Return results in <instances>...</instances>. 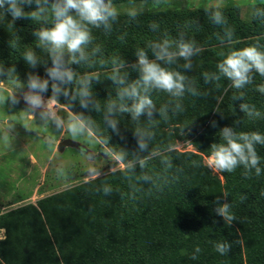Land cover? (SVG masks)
Instances as JSON below:
<instances>
[{"label":"trees","instance_id":"16d2710c","mask_svg":"<svg viewBox=\"0 0 264 264\" xmlns=\"http://www.w3.org/2000/svg\"><path fill=\"white\" fill-rule=\"evenodd\" d=\"M132 1L139 0H0V15ZM250 26L227 17L219 21L198 9L122 16L118 23L107 17L0 23V81H19L66 106L126 165L42 198L36 207L28 204L0 215V228L6 231V239L0 241V264H181L180 258L190 261L197 247L190 239L200 226L212 227L214 238L222 237L239 264L242 249L236 230L221 223L214 211L223 192L225 214L237 217L248 241L255 242L253 251L245 246L247 263L264 261L260 86L236 96L241 104L249 103L246 110L232 112L237 130L218 128L211 137L206 127L201 131L213 111V101L207 97L191 105L187 121L181 116L172 124L153 126L145 92L135 96L140 89L133 87L139 83L138 65L149 59L148 54L139 61L130 46L143 45L147 39L164 40L183 27L188 34L202 30L214 35L229 27L240 31ZM175 84L176 79L166 80L162 89H173ZM159 100L163 121L171 122L176 115L171 100ZM215 112L207 127H219L224 115L221 108ZM187 136L201 154L219 163L223 183L211 177L200 155L171 149ZM259 178L262 181L256 184ZM133 183L143 187L135 189ZM257 206L262 208L258 213ZM114 254H121L119 261L112 258ZM104 258L108 260L101 261Z\"/></svg>","mask_w":264,"mask_h":264},{"label":"rangeland","instance_id":"374dc122","mask_svg":"<svg viewBox=\"0 0 264 264\" xmlns=\"http://www.w3.org/2000/svg\"><path fill=\"white\" fill-rule=\"evenodd\" d=\"M263 7L264 0H139L16 11L0 15V23L23 21L35 24L93 17H107L118 23L122 16L138 18L154 12L171 13L198 9L219 21L227 17L250 24V29L245 27L237 31L229 27L223 33L214 35H204L202 30L196 34H188L183 27L181 30L176 29L172 37L163 38L164 40L147 39L143 45H130L139 56V61L144 54H148L149 59L138 65L141 72L138 76L139 83L133 87L140 89L135 96L145 92V100H149L148 110L154 116L151 120L153 126L160 122L164 125L172 124L181 116L182 121H187L186 116L192 111L191 105L197 102L199 104V99L207 97L213 101V111L201 131L206 127L207 136L211 137L218 128L236 126L232 112L244 111L249 107L248 102L242 101L241 104L236 96L245 93L249 88L259 86V93L264 95ZM171 79H176L174 88L162 89L163 82ZM129 91L131 94L133 89ZM32 94L44 96L43 93H34L30 87L19 81H0V215L28 204L36 207V202L42 198L126 167L103 147L66 106L52 100L54 104L48 109L33 107L30 103ZM162 97L171 100L172 111L178 116L175 118V115L171 122L163 121L165 111L163 105L161 106L163 101L159 100ZM218 108H221V115H224L219 127H207ZM141 110L147 114L144 106ZM7 120L31 133L15 132L6 124ZM142 123L145 127L144 121ZM38 134L57 143L71 140L85 150L74 146L58 150L57 145L45 141ZM187 137L189 139L184 137L176 141L171 149L178 153L200 155L211 177L223 183L219 163L213 156L201 154L191 143V137ZM261 178L256 184L262 181ZM133 186L138 190L143 187L136 183ZM225 202L223 192L222 197L218 198L220 205L214 209L218 213L216 217L220 218L221 223L235 228L236 241L242 249L237 257L240 258L239 264H248L245 246L253 251L256 249L255 242L248 241V235L241 231L237 217H227ZM257 207L256 213L262 209ZM214 236L212 227L200 226L190 239L191 243L197 245L189 256L190 261L180 258V263L199 264L205 260L207 264H235L234 252L221 240L222 237L218 240ZM5 239L6 231L0 228V241ZM113 257L119 261L121 254H114ZM103 260L108 258L101 261ZM255 264H264V261Z\"/></svg>","mask_w":264,"mask_h":264},{"label":"water","instance_id":"95a60500","mask_svg":"<svg viewBox=\"0 0 264 264\" xmlns=\"http://www.w3.org/2000/svg\"><path fill=\"white\" fill-rule=\"evenodd\" d=\"M6 124H8L9 127L12 130H14L15 132H18V133H31V131L22 128L20 125L16 124L15 122H13L11 120H7ZM38 136L43 138L47 142H51V143L57 145L58 150H63L66 146L79 147L80 149L85 150L84 147L78 145L77 143H75V142H73L71 140H64V141H61V142L57 143L56 141H53V140H51L48 137H44L41 134H38Z\"/></svg>","mask_w":264,"mask_h":264},{"label":"built area","instance_id":"2783aa9c","mask_svg":"<svg viewBox=\"0 0 264 264\" xmlns=\"http://www.w3.org/2000/svg\"><path fill=\"white\" fill-rule=\"evenodd\" d=\"M31 106L33 107H37L40 109H48L50 108L53 104H50L51 102H53L51 99H49L46 96H35V94H32L31 96Z\"/></svg>","mask_w":264,"mask_h":264},{"label":"bare ground","instance_id":"6f19581e","mask_svg":"<svg viewBox=\"0 0 264 264\" xmlns=\"http://www.w3.org/2000/svg\"><path fill=\"white\" fill-rule=\"evenodd\" d=\"M50 104H53V102H51Z\"/></svg>","mask_w":264,"mask_h":264}]
</instances>
